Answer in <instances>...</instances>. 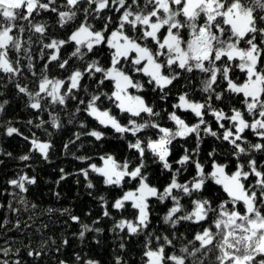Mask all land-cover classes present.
<instances>
[{
	"label": "snow or ice",
	"instance_id": "snow-or-ice-1",
	"mask_svg": "<svg viewBox=\"0 0 264 264\" xmlns=\"http://www.w3.org/2000/svg\"><path fill=\"white\" fill-rule=\"evenodd\" d=\"M41 12L55 13L62 29L74 25L66 38L48 37L47 22L36 21ZM81 12L83 18L77 24ZM94 21L102 22L99 29ZM26 31L37 35L40 59L45 61L43 70H37L32 62V35L27 41L22 39ZM69 45L72 50L62 56V49ZM105 49L107 60L102 62L98 55ZM21 51L25 57L19 55ZM24 58L35 78V89L18 81L15 88L28 97V107L38 113L48 111L52 128L59 130L61 123L51 109L66 107L71 100L76 101V107L69 113V123L84 112L101 127L119 134L120 139L134 138L128 140L127 147L136 154L135 164L105 154L99 157L100 164L90 163L81 174L89 181V189L95 187L89 180L90 173L102 178L105 187L120 189L111 203L99 197L102 215L112 218V210H134L132 219L116 220L112 230L128 237H144L143 264H264V163L253 155L259 153L264 159V0H0V77H7L9 82L21 77ZM73 59L81 61V66L73 68ZM53 62L67 70L66 78L48 75ZM194 72L203 74L199 91L206 96L201 100L181 92L178 102L171 106L173 111H157L139 94L148 86L164 100L172 94L182 73ZM137 77L144 78L143 82ZM85 79L95 85L96 91L89 90ZM105 87L110 92L103 91ZM104 99L111 102V108L101 106ZM216 101L229 103L220 107ZM7 103H0V112ZM113 108L126 120L113 114ZM178 113L190 114L195 122ZM165 117L172 126L160 122ZM27 123L44 128L49 121ZM80 127L86 125L81 123ZM246 133L257 142L250 141ZM6 134L20 136L30 144L29 152L19 157L21 161H30L32 153L49 160L51 140H42L35 132L25 136L12 126L7 127ZM84 135L96 141L105 138L104 132L95 129ZM80 136L76 133V140ZM205 136L230 146L234 168L218 161L216 149L207 153V163L200 158ZM189 137H194L195 147H184L183 154L176 158L174 141H187ZM149 157L160 173L166 174L162 187L149 180ZM36 182L26 173L8 181L20 193H27L26 185ZM212 185L223 193L216 203L209 198ZM153 201L167 207L162 220L172 229L168 234L151 230ZM21 203L26 201L21 198ZM70 219L81 224L78 216L70 215ZM182 223L197 226L189 229L191 238L180 232ZM81 227V239L86 232L102 231L87 224ZM178 240L183 243L177 252ZM120 247L124 248V243ZM8 251L5 249L4 254ZM28 255L34 253L29 251ZM212 255L214 261L209 259ZM84 264L98 261L86 260ZM116 264H121L119 257Z\"/></svg>",
	"mask_w": 264,
	"mask_h": 264
},
{
	"label": "trees",
	"instance_id": "trees-1",
	"mask_svg": "<svg viewBox=\"0 0 264 264\" xmlns=\"http://www.w3.org/2000/svg\"><path fill=\"white\" fill-rule=\"evenodd\" d=\"M61 0H58L60 3ZM35 15V13L33 14ZM117 16L119 14H116ZM78 19L75 23H79L83 18V13L78 14ZM115 18V17H114ZM56 14L51 12H41L40 16L36 17V21H46L48 28V37L50 38H66L68 32L74 25L66 26L62 29L56 23ZM25 25L27 22H23ZM95 26L99 29L101 21H94ZM29 35H32L33 44L31 46V55L33 64L37 70H43L44 60L40 59L41 45L37 42V35L25 32L22 39L27 41ZM45 42H48L46 39ZM27 48L28 45L25 44ZM71 46H66L61 51L62 56H67L71 51ZM48 50H45L47 52ZM106 49L102 50L98 58L105 62L107 60ZM15 53L13 57L15 58ZM21 57H25V53H19ZM28 60H21V65L24 68V74L21 77L14 78L11 82L7 77H0V103L7 100L8 103L4 106V111L0 112V264L7 261L8 264H84L86 260L98 261V264H116V259H121V264H143V240L144 237H128L124 233L115 232L112 230L114 222L120 218L132 219L133 212L131 208L123 213H118L112 210V218L102 215V201L100 196L105 197L110 203L120 193V189L107 188L102 183V178L95 173H90L89 180L95 185L94 188H87L88 180H85L81 174V169L88 167L90 163L100 164L99 157L105 154L113 155L118 161L125 159L131 160L133 164L136 161V154L133 150L128 149V140H133L131 136L126 139H120L119 134L114 133L111 129L101 127L95 120L88 117L86 113L81 112L72 118L69 123L70 115L76 107V101L69 100L66 107L56 106L51 109L53 114L59 116L61 128L59 130L51 127V117L48 111L36 112L28 107V97L21 94L15 88V83L18 81L21 84H27L30 89H35L34 77L27 70ZM73 68L81 66V61L73 59L70 62ZM48 75L53 78H66L67 70H61L56 67L55 62L49 65ZM203 74L194 72L191 74L182 73L180 82L172 89V94L166 99L161 100L157 93L151 91V88L146 86L144 93H139L152 103L157 111L167 109L173 111L172 105L177 103V97L181 92H188L189 96L196 100H201L206 96L205 93L199 91L201 85L200 80ZM143 82L144 78L137 77ZM84 84L89 86L91 92L96 91V87L91 81L85 79ZM105 92H110V88H103ZM133 94H137L135 90H130ZM81 98L87 99L83 93L79 94ZM227 95V94H226ZM238 99V98H237ZM216 105L224 107L228 101H216ZM102 107H112V104L107 99L103 100ZM81 107H83L81 105ZM113 114L117 115L121 120H126V117L120 115L119 111L113 108ZM184 116L190 123L195 122V118L190 114L178 113ZM162 116L165 114L162 112ZM49 121L44 125V128H35L28 124L29 120L33 124L39 123L40 120ZM213 128H216L215 122L211 121ZM160 122L164 126H172L171 121L166 117ZM86 125L81 128L80 124ZM8 126L16 127L25 136H31L36 133L42 140H51L53 147L49 153V160H43L38 154L32 153L30 161H21L20 156L29 152L30 144L22 137L13 134L9 137L6 134ZM47 129V131H45ZM92 129L99 130L105 133V138L101 141H96L93 137L84 135ZM51 133V136L48 135ZM81 133L80 139L76 140L75 134ZM248 139L252 142H257L256 137L250 133H246ZM75 141V143H70ZM194 137H189L187 141L177 140L173 144V153L176 158L183 154L184 147L190 150L195 147ZM68 144L65 149L64 145ZM216 149V158L219 162L228 163L230 168H234V159L229 156L231 148L226 142H221L213 137L205 136L200 146V158L207 163V153ZM11 153V155H8ZM253 155L264 163L259 153ZM78 157H90V160L82 161ZM149 180L158 187H162L166 183V174H161L159 166L152 163L151 157L148 160ZM26 165H31L30 167ZM63 169V173H61ZM28 174L35 177L37 182L34 185H26L27 193H20L19 189L13 188L8 181L17 179L20 174ZM64 175L65 179H60ZM133 184L135 182H132ZM130 184L128 187H131ZM57 193L59 195H57ZM223 193L217 187L212 185L209 198H212L214 203L218 202ZM21 198L26 201L21 203ZM36 205L35 208L32 205ZM151 230L158 233L168 234L172 229L163 224L162 217L167 212L165 205L152 202ZM67 211H64V210ZM70 215L80 217L81 224L74 223L70 219ZM99 220L98 224L93 223ZM19 224V227H17ZM87 224L92 228H100L102 231L86 232L84 238H80L81 225ZM197 226L182 223L179 228L180 232L184 233L187 238H191L192 232L189 229H195ZM167 229V231H165ZM119 233V234H118ZM123 237V239H121ZM67 240L68 243L64 244ZM124 243L125 247L121 248L120 244ZM183 241H176L177 252ZM8 249V254H4V250ZM29 251L34 255L29 256ZM35 253H40L36 256ZM77 256L81 259L77 260ZM215 260L212 255L209 258ZM259 259V257L257 258ZM207 264V262H206Z\"/></svg>",
	"mask_w": 264,
	"mask_h": 264
}]
</instances>
